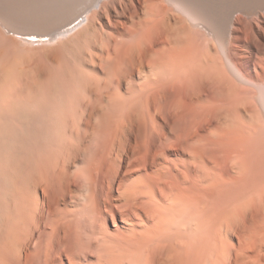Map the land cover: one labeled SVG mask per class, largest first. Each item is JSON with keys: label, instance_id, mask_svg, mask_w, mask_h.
I'll use <instances>...</instances> for the list:
<instances>
[{"label": "bare ground", "instance_id": "obj_1", "mask_svg": "<svg viewBox=\"0 0 264 264\" xmlns=\"http://www.w3.org/2000/svg\"><path fill=\"white\" fill-rule=\"evenodd\" d=\"M263 10L0 0V264H264Z\"/></svg>", "mask_w": 264, "mask_h": 264}, {"label": "rangeland", "instance_id": "obj_2", "mask_svg": "<svg viewBox=\"0 0 264 264\" xmlns=\"http://www.w3.org/2000/svg\"><path fill=\"white\" fill-rule=\"evenodd\" d=\"M263 13H264V10H263ZM235 15H238V13H236ZM261 21V22H260ZM259 22V24L260 25H262L263 27H264V18H262L261 20H260ZM47 38V37H46Z\"/></svg>", "mask_w": 264, "mask_h": 264}]
</instances>
